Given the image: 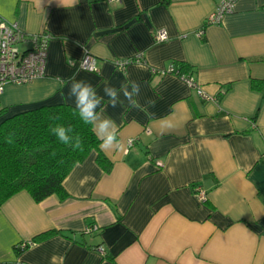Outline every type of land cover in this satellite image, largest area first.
Listing matches in <instances>:
<instances>
[{
	"label": "crops",
	"instance_id": "0c3cea01",
	"mask_svg": "<svg viewBox=\"0 0 264 264\" xmlns=\"http://www.w3.org/2000/svg\"><path fill=\"white\" fill-rule=\"evenodd\" d=\"M220 1L0 0L1 20L51 35L45 77L7 85L0 108L75 106L72 77L100 95L104 81H137L143 106L102 105L122 142L99 147L109 171L91 151L64 178L65 198L22 190L0 205V264H264V0H237L205 25ZM157 29L168 38L156 42ZM85 52L96 72L79 67ZM137 55L122 71L113 64ZM182 64L213 99L162 72Z\"/></svg>",
	"mask_w": 264,
	"mask_h": 264
},
{
	"label": "trees",
	"instance_id": "16d2710c",
	"mask_svg": "<svg viewBox=\"0 0 264 264\" xmlns=\"http://www.w3.org/2000/svg\"><path fill=\"white\" fill-rule=\"evenodd\" d=\"M188 66L182 64L178 71L186 74ZM253 86L258 83L253 81ZM57 123L71 125L83 142V150H73L61 144L50 133ZM11 135L12 143H6ZM100 141L74 114V106L66 103L40 105L9 114L0 108V205L19 191H27L39 202L50 195L60 199L67 196L63 180L73 166L83 161L91 151H96V161L109 171L111 163L99 150ZM52 232L37 235L39 240ZM16 251L21 250L15 247Z\"/></svg>",
	"mask_w": 264,
	"mask_h": 264
},
{
	"label": "built area",
	"instance_id": "2783aa9c",
	"mask_svg": "<svg viewBox=\"0 0 264 264\" xmlns=\"http://www.w3.org/2000/svg\"><path fill=\"white\" fill-rule=\"evenodd\" d=\"M108 2L116 0H107ZM237 0H221L215 10L205 19V25L219 24L224 15L233 12ZM202 30L197 32L200 36ZM153 38L156 42H162L168 38L164 29H157ZM51 35L43 30L37 33L25 32L16 21H3L0 19V94L7 85H23L45 77V66L48 52V44ZM143 59L137 55L131 59H114L113 64L118 70H124L131 63H142ZM80 68L97 71V59L89 52H85L79 59ZM164 72L173 73L182 79L204 101L213 99V96L203 91L191 74L178 71L170 65ZM131 141V143H129ZM135 139L131 138L126 143V150L133 147ZM160 166L159 161L156 162ZM195 194L200 201L206 200V194L199 186L195 187ZM88 230V229H87ZM30 242L20 243L17 248L23 250ZM103 252L102 247H98Z\"/></svg>",
	"mask_w": 264,
	"mask_h": 264
},
{
	"label": "clouds",
	"instance_id": "9594fccd",
	"mask_svg": "<svg viewBox=\"0 0 264 264\" xmlns=\"http://www.w3.org/2000/svg\"><path fill=\"white\" fill-rule=\"evenodd\" d=\"M103 95H100L97 86L83 80L70 78L67 99L74 100V114L78 115L79 119L85 124L91 126L92 132L100 141L101 150H119L121 140L119 139V128L115 120L111 117L103 115L102 105L107 104L115 108L127 101L130 108L142 109L137 97L141 93V85L134 80H128L122 83L119 88L113 86L108 81L103 82ZM123 96V99H121ZM107 97V100H105ZM148 106H155V101L148 100ZM146 111V109H144ZM154 115V113H149ZM163 126L171 128L173 125L167 117L162 118ZM50 133L56 139L73 150H83V142L78 134H75L71 125L57 123L50 126ZM6 143H12V137H6ZM131 143V141H129Z\"/></svg>",
	"mask_w": 264,
	"mask_h": 264
}]
</instances>
